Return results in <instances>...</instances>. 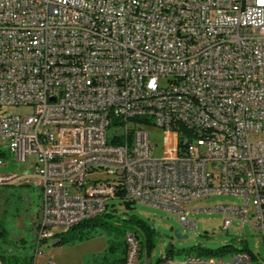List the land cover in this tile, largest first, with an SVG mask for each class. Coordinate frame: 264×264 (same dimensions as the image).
Masks as SVG:
<instances>
[{"label": "built area", "instance_id": "1", "mask_svg": "<svg viewBox=\"0 0 264 264\" xmlns=\"http://www.w3.org/2000/svg\"><path fill=\"white\" fill-rule=\"evenodd\" d=\"M19 105L30 113L5 110ZM53 113L85 114L88 126L46 123ZM176 113L193 128L177 125ZM205 123H222L223 132H205ZM151 129L162 133L161 156ZM100 139L110 147L98 148ZM1 145L32 170L0 173V185H30L39 196L25 264H56L44 252L53 228L103 214L118 188L189 228L192 200L239 196L242 205L213 210L243 220L251 205L264 242V0H0ZM98 169L110 177L87 179Z\"/></svg>", "mask_w": 264, "mask_h": 264}, {"label": "rangeland", "instance_id": "2", "mask_svg": "<svg viewBox=\"0 0 264 264\" xmlns=\"http://www.w3.org/2000/svg\"><path fill=\"white\" fill-rule=\"evenodd\" d=\"M159 83L164 86L167 84L165 78H162ZM5 110L9 114L27 115L30 113V107L21 105L8 106ZM150 137L155 144L153 155L161 156L162 133L157 129H151ZM0 151L3 153L1 159L5 162V165L0 168L1 174L20 175L31 172L32 167L30 164L17 161L10 154L7 146L1 145ZM243 203V198L225 194H215L206 199L203 198L191 202L188 205L189 211L186 219L194 222V227L192 228L184 226L175 213L139 201H131L129 206H127L118 199H112L106 212H110L112 210L111 206H113L115 217L122 226L134 228L137 226L136 222L141 221L154 229L155 245L150 253V264H154L159 257L165 255L164 249L169 241H172L174 251L182 249L186 251L193 246L215 249L228 244L238 250L243 248L249 250L258 257V262L264 264V242L250 222L252 219V206L249 205L246 218L243 220L236 215L213 210V207L218 204L237 206ZM38 205V192L33 186L0 185V226L3 225L7 229L11 240L14 241L20 238L25 240L23 248L9 245L4 248L5 251L16 248L15 252H13L14 254L27 257L33 254V247L30 249L29 244H32L34 240V227L38 221L39 213ZM224 219L232 220V224L227 229L222 227ZM68 229L66 227L53 228V232L57 233V235L60 233L66 234ZM174 229H179L182 235H186V238L175 239L172 236ZM54 240L55 237L48 240L50 245L45 248L44 252H48L56 264H93L92 254H98V252L103 250L83 253L82 258L86 257L85 261L78 259V257L63 259L56 254L57 248L61 246H57L55 249V245H52ZM93 247L94 244L92 243L85 246L87 249ZM184 253L181 255L174 254L173 258L180 260L186 256ZM191 255L195 256L196 253L192 251ZM230 257L228 255L224 259L229 260ZM41 261L42 259L40 258L39 262Z\"/></svg>", "mask_w": 264, "mask_h": 264}, {"label": "trees", "instance_id": "3", "mask_svg": "<svg viewBox=\"0 0 264 264\" xmlns=\"http://www.w3.org/2000/svg\"><path fill=\"white\" fill-rule=\"evenodd\" d=\"M2 154L3 153H1L0 151V156ZM116 194V199L124 202L125 205L129 206L131 201L125 198L124 192L121 188L117 189ZM111 209L112 210L110 212L105 211L103 214L93 219L86 220L75 226H72L68 229L66 234H56L54 236L55 240L52 245H55V247L75 246L94 238L105 237L106 245L102 252H98V254H92L93 264H150V253L155 245L154 229L142 223L141 221H137V226L134 228L122 226L119 220L115 217L114 207L111 206ZM36 227L37 223L34 227L35 234ZM129 236L133 238L137 250L136 259L133 263L129 262L130 244L127 240ZM24 242L25 240L21 238L14 241L11 240L10 234L7 229H5L3 225L0 226V263L25 264L31 261L32 255L27 257L13 253L15 252V249L18 248V246H20V248H23L25 244ZM33 243L29 244L30 249L33 247ZM9 245L16 246V248L5 251L4 248L8 247ZM192 251L196 253L195 256L209 258H224L228 255L232 256L236 253L244 252L243 254L249 255L250 264H262L258 262V257L249 250L244 248L238 250L228 244L215 249L193 246L191 249H188L186 251L184 249L174 251L172 246V248L168 252H166L165 255L159 257L154 264L165 263L168 259L178 260L173 258L174 254L181 255L185 252L184 254L186 256H189L191 255ZM185 257L180 259V261H183ZM82 259L83 261H85L86 257Z\"/></svg>", "mask_w": 264, "mask_h": 264}, {"label": "bare ground", "instance_id": "4", "mask_svg": "<svg viewBox=\"0 0 264 264\" xmlns=\"http://www.w3.org/2000/svg\"><path fill=\"white\" fill-rule=\"evenodd\" d=\"M177 125L184 129H192L193 121H190L183 116V113H176ZM46 123L49 124H60L61 126L68 127H86L88 126V118H86L85 114L81 113H53L46 115ZM31 130H39V123H31ZM205 132H223V124L222 123H205ZM110 147V139H100L98 141V148H106ZM106 161H115L114 153H106ZM104 177H110V170L108 169H98L97 171H89L87 172V179H99ZM212 196L211 193H203V197H199V199L207 198ZM194 199L192 202L199 200ZM97 216H91V218H83L76 222L67 223V228L75 226L83 221L93 219ZM136 250V246H135ZM238 254V253H236ZM194 258H203L200 256L189 255L186 256L183 261H180V264H193ZM170 262L168 259L165 263Z\"/></svg>", "mask_w": 264, "mask_h": 264}, {"label": "crops", "instance_id": "5", "mask_svg": "<svg viewBox=\"0 0 264 264\" xmlns=\"http://www.w3.org/2000/svg\"><path fill=\"white\" fill-rule=\"evenodd\" d=\"M94 244L93 248L87 249L85 246L89 244ZM106 245L105 237H98L91 239L89 241L83 242L81 244L75 245V246H61L57 248V255L60 258H71V257H78V259H82L83 253L86 252H98L104 249ZM56 249V247H55Z\"/></svg>", "mask_w": 264, "mask_h": 264}, {"label": "water", "instance_id": "6", "mask_svg": "<svg viewBox=\"0 0 264 264\" xmlns=\"http://www.w3.org/2000/svg\"><path fill=\"white\" fill-rule=\"evenodd\" d=\"M172 236L175 239H183L186 238V235H182L179 229H174L172 231ZM173 244L172 241H169L166 245V248L164 249V253L168 252L172 248Z\"/></svg>", "mask_w": 264, "mask_h": 264}]
</instances>
